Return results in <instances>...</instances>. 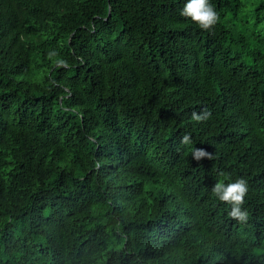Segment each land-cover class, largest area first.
Wrapping results in <instances>:
<instances>
[{"label":"trees","instance_id":"trees-1","mask_svg":"<svg viewBox=\"0 0 264 264\" xmlns=\"http://www.w3.org/2000/svg\"><path fill=\"white\" fill-rule=\"evenodd\" d=\"M209 2L0 0V264H264V0Z\"/></svg>","mask_w":264,"mask_h":264},{"label":"clouds","instance_id":"clouds-1","mask_svg":"<svg viewBox=\"0 0 264 264\" xmlns=\"http://www.w3.org/2000/svg\"><path fill=\"white\" fill-rule=\"evenodd\" d=\"M182 17L190 19L196 24L201 30H211L219 20V14L209 2V0H187L183 9L180 12ZM50 57L55 55L54 53L49 54ZM58 66L67 67V64L63 60L56 61ZM211 112L204 110L201 113H192V120L197 123H202L209 120ZM181 144L191 145L192 139L190 134H184L181 138ZM193 159L199 162L202 158L212 159V154L207 152L203 148L192 149ZM219 175L224 176L223 172ZM213 195L223 204L230 206L228 215L240 222L247 220L248 213L242 210V206L245 203V197L248 193L247 181L243 178H238L234 182L225 183L223 180L218 181L213 189Z\"/></svg>","mask_w":264,"mask_h":264}]
</instances>
